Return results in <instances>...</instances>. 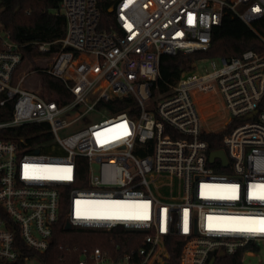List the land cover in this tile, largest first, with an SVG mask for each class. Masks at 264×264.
<instances>
[{
	"label": "built area",
	"instance_id": "1",
	"mask_svg": "<svg viewBox=\"0 0 264 264\" xmlns=\"http://www.w3.org/2000/svg\"><path fill=\"white\" fill-rule=\"evenodd\" d=\"M60 9V48L38 67L21 69V46L0 24V264H39L28 252L49 248L63 208L70 228L143 234L137 263L95 247L78 264H169L170 240L181 242L177 264H264V233L217 230L223 219L210 229L208 220L264 218V201L252 198L264 184V51L218 56L205 73L194 62L167 91L157 85L161 57L207 50L227 12L259 35L264 0H115V23L102 31L96 0H61ZM38 46L46 52L50 43ZM44 74L63 82L60 96L70 100L50 97ZM123 98L127 107L113 110ZM30 124L46 125L48 144L28 141ZM219 132L223 148L210 149L204 135ZM214 150L225 165L210 161ZM113 203L126 207H104ZM103 214L147 218H86Z\"/></svg>",
	"mask_w": 264,
	"mask_h": 264
},
{
	"label": "trees",
	"instance_id": "2",
	"mask_svg": "<svg viewBox=\"0 0 264 264\" xmlns=\"http://www.w3.org/2000/svg\"><path fill=\"white\" fill-rule=\"evenodd\" d=\"M100 12L98 30H109L114 25L113 0H96ZM61 0H0V24L9 34L12 41L19 44L22 65L32 64L38 67L37 58L51 55L60 47L58 40L66 31V20L60 9ZM258 34L264 37V17L253 24ZM210 47L207 50L193 52L179 51L172 55H163L160 61V76L157 80L161 92L169 89L182 71L190 69L193 63L202 57L238 56L247 49L264 51V41L241 19L225 13L221 24L215 26L211 32ZM50 43L49 51L38 49V43ZM43 85L47 88L50 97H59L64 93V84L52 76L43 75ZM71 96L61 97L62 101L70 100ZM130 98L118 100L112 109L123 110L127 107ZM224 132L208 133L204 138L210 149H222L221 138ZM28 141L36 143H49V133L44 124H30L24 131ZM78 173L84 177L86 173V160L84 157L77 159ZM76 185H81L76 183ZM64 208L54 232L49 248L42 253L28 252L35 255L39 264H78L82 251L90 252L98 247L105 253L109 260L118 261L125 254L131 255V262L140 261L137 250L141 246L143 234L138 231H128L122 227L109 230H93L82 228H65L63 216ZM180 241L168 242L170 263L177 264L180 253ZM62 245V248L58 246ZM67 247V248H66ZM219 262L234 263V258L222 257Z\"/></svg>",
	"mask_w": 264,
	"mask_h": 264
},
{
	"label": "snow or ice",
	"instance_id": "3",
	"mask_svg": "<svg viewBox=\"0 0 264 264\" xmlns=\"http://www.w3.org/2000/svg\"><path fill=\"white\" fill-rule=\"evenodd\" d=\"M98 136L100 134H97ZM65 172H70L71 169H65ZM60 178H68L67 176L65 177H60ZM232 192H235L236 189L233 187L231 189ZM232 199L235 198V196L230 197ZM252 198L258 199L261 201H264V184L262 185H255L253 186V191H252ZM79 203V202H78ZM103 203V202H101ZM104 207H111V208H122L126 207V205H119L117 203H113L111 205H104ZM144 208L147 207V205H143ZM86 218H100V219H146V215H113V214H103V215H98L95 217H86ZM213 219H223L228 221L229 223L226 225H217L215 226L217 230H223V231H234V232H249V233H254V232H260L264 233V218L260 219H249V218H213V217H208V220L210 221L209 223V228L212 229L214 225L211 223Z\"/></svg>",
	"mask_w": 264,
	"mask_h": 264
},
{
	"label": "rangeland",
	"instance_id": "4",
	"mask_svg": "<svg viewBox=\"0 0 264 264\" xmlns=\"http://www.w3.org/2000/svg\"><path fill=\"white\" fill-rule=\"evenodd\" d=\"M113 2H115V0H113ZM214 60L216 62L217 65H219V58L218 56H214V57H202V58H199L198 60L195 61V67L193 68L194 72H198V73H205L207 71H210L212 69L211 67V61ZM25 67L22 65L21 66V69H24ZM213 111H216V105L213 106ZM209 110H204L203 113L204 114H207ZM95 121H98L99 119H101V116L97 115L93 118ZM217 120V117H211V118H208V123H210L212 126L215 125V122ZM85 126V123H82V124H77V125H74L72 127H70L69 129L65 130L64 132L65 133H72L82 127ZM261 262H264V255H260L259 256ZM260 260H258V258H251L250 261L254 262V263H259Z\"/></svg>",
	"mask_w": 264,
	"mask_h": 264
},
{
	"label": "water",
	"instance_id": "5",
	"mask_svg": "<svg viewBox=\"0 0 264 264\" xmlns=\"http://www.w3.org/2000/svg\"><path fill=\"white\" fill-rule=\"evenodd\" d=\"M210 161H213V158H216V157H218V158H220L221 159V161H222V164H226L227 163V158H226V155H225V153H224V151L223 150H214V151H212L211 153H210ZM65 228H67V229H70V224H69V222H67L66 224H65ZM212 263V262H211ZM210 263V264H211Z\"/></svg>",
	"mask_w": 264,
	"mask_h": 264
}]
</instances>
